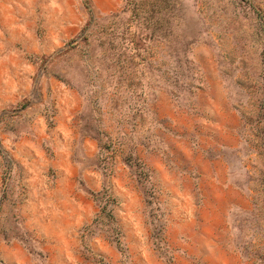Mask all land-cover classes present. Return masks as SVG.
<instances>
[{"label": "rangeland", "instance_id": "obj_1", "mask_svg": "<svg viewBox=\"0 0 264 264\" xmlns=\"http://www.w3.org/2000/svg\"><path fill=\"white\" fill-rule=\"evenodd\" d=\"M89 4L0 0V264H253L264 0Z\"/></svg>", "mask_w": 264, "mask_h": 264}, {"label": "trees", "instance_id": "obj_2", "mask_svg": "<svg viewBox=\"0 0 264 264\" xmlns=\"http://www.w3.org/2000/svg\"><path fill=\"white\" fill-rule=\"evenodd\" d=\"M85 3L87 5V8L89 9V11H91V6L89 4V0H85ZM187 63H189V60L188 59H187ZM183 81L185 82V80H183ZM175 87H177V86H175ZM175 96L177 98H179L180 94H175ZM101 211H102L101 216L107 217L108 220L111 223H114V216H113V214L111 212H107V205H103L102 208H101ZM115 241L118 244L120 243L118 237H116ZM263 248H264V246H263ZM248 259L249 260H252L253 261V264H264V253L260 252V253L254 254V256H248Z\"/></svg>", "mask_w": 264, "mask_h": 264}]
</instances>
